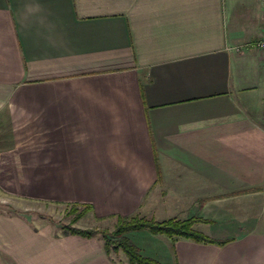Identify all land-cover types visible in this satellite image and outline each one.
I'll use <instances>...</instances> for the list:
<instances>
[{"label":"crops","instance_id":"1","mask_svg":"<svg viewBox=\"0 0 264 264\" xmlns=\"http://www.w3.org/2000/svg\"><path fill=\"white\" fill-rule=\"evenodd\" d=\"M264 0H0V191L134 232L160 264H264ZM10 264H128L98 238L0 216Z\"/></svg>","mask_w":264,"mask_h":264},{"label":"rangeland","instance_id":"2","mask_svg":"<svg viewBox=\"0 0 264 264\" xmlns=\"http://www.w3.org/2000/svg\"><path fill=\"white\" fill-rule=\"evenodd\" d=\"M5 132L7 133V128L2 123H0V151L1 148L6 145L3 142L6 136ZM0 216L19 218L21 220L28 221L32 226H34L35 229L49 228L56 233H63V231L68 229L94 230L98 232L94 238H98L100 240L102 247L103 241L99 233L105 232L109 234L114 230L117 224V218L104 221L96 220L91 215V210L85 208V206H73L59 203L16 199L4 194L1 191ZM127 237L128 239L134 241V235L131 233L127 234ZM110 257L117 261L118 258H125V255L121 251H118L115 253L111 252ZM0 264L10 263L7 261V259H5V257H3L0 258Z\"/></svg>","mask_w":264,"mask_h":264},{"label":"trees","instance_id":"3","mask_svg":"<svg viewBox=\"0 0 264 264\" xmlns=\"http://www.w3.org/2000/svg\"><path fill=\"white\" fill-rule=\"evenodd\" d=\"M77 206V205H73ZM90 209V206H85ZM200 220L190 218L186 220L167 219L156 221L145 217H117V224L114 230L107 234L99 233L103 241V249L107 256L111 252L121 251L128 264H160L156 260L143 256L138 248L128 239L127 234L132 232L145 231L151 235H162L170 240L186 239L196 243L214 244L221 246L225 242L213 240L193 229V225ZM94 230L68 229L63 231V235H76L82 238H94L97 235Z\"/></svg>","mask_w":264,"mask_h":264},{"label":"built area","instance_id":"4","mask_svg":"<svg viewBox=\"0 0 264 264\" xmlns=\"http://www.w3.org/2000/svg\"><path fill=\"white\" fill-rule=\"evenodd\" d=\"M255 49H257L260 53L264 55V38L254 43ZM264 121V110L262 115Z\"/></svg>","mask_w":264,"mask_h":264}]
</instances>
